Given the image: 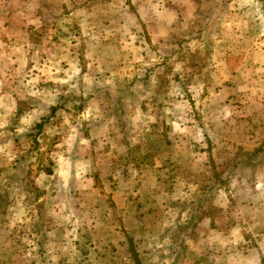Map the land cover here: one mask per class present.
Returning <instances> with one entry per match:
<instances>
[{
  "label": "rangeland",
  "instance_id": "1",
  "mask_svg": "<svg viewBox=\"0 0 264 264\" xmlns=\"http://www.w3.org/2000/svg\"><path fill=\"white\" fill-rule=\"evenodd\" d=\"M0 18V264H264V0Z\"/></svg>",
  "mask_w": 264,
  "mask_h": 264
},
{
  "label": "trees",
  "instance_id": "2",
  "mask_svg": "<svg viewBox=\"0 0 264 264\" xmlns=\"http://www.w3.org/2000/svg\"><path fill=\"white\" fill-rule=\"evenodd\" d=\"M54 113H55V109H53V114H54ZM37 129H38V132H41L42 129H43V124H42V123L38 124V125H37Z\"/></svg>",
  "mask_w": 264,
  "mask_h": 264
},
{
  "label": "crops",
  "instance_id": "3",
  "mask_svg": "<svg viewBox=\"0 0 264 264\" xmlns=\"http://www.w3.org/2000/svg\"><path fill=\"white\" fill-rule=\"evenodd\" d=\"M2 18V17H1ZM1 18H0V21H1Z\"/></svg>",
  "mask_w": 264,
  "mask_h": 264
}]
</instances>
